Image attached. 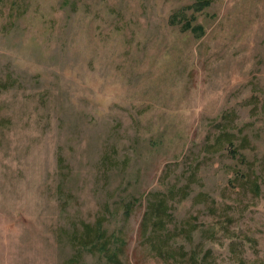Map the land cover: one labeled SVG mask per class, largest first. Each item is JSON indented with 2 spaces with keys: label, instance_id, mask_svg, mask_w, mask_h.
I'll use <instances>...</instances> for the list:
<instances>
[{
  "label": "rangeland",
  "instance_id": "374dc122",
  "mask_svg": "<svg viewBox=\"0 0 264 264\" xmlns=\"http://www.w3.org/2000/svg\"><path fill=\"white\" fill-rule=\"evenodd\" d=\"M195 1L0 0V264H264V0Z\"/></svg>",
  "mask_w": 264,
  "mask_h": 264
},
{
  "label": "trees",
  "instance_id": "16d2710c",
  "mask_svg": "<svg viewBox=\"0 0 264 264\" xmlns=\"http://www.w3.org/2000/svg\"><path fill=\"white\" fill-rule=\"evenodd\" d=\"M215 0H196L193 4L188 5L187 8H191L194 10V12L202 11L206 7L210 6ZM194 17V15H193ZM183 28L185 30H191L194 33H197L199 35H202L205 33V27L201 24H194L193 20L188 21L187 23L183 24ZM228 126H226L227 128ZM224 129L223 134L224 138L220 139V142L228 143L229 145L234 143L233 138H230L231 136H235V133L231 132L229 128ZM223 136V135H222ZM220 136V137H222ZM63 159L60 158V162L63 163ZM258 186L257 182L255 183L254 187L256 188ZM158 208H163L164 211H167V205L165 204L164 200H161L157 204ZM75 242L82 246H88L95 247V245L98 243L97 246L99 247H108L107 239L104 236V232L101 229H98V227L93 226L92 224L83 223V229L75 236L74 238ZM100 240V241H99ZM90 242L89 244H86ZM79 260L80 256L79 254L75 255ZM75 259V258H74Z\"/></svg>",
  "mask_w": 264,
  "mask_h": 264
}]
</instances>
